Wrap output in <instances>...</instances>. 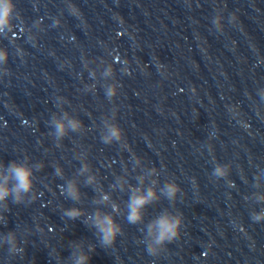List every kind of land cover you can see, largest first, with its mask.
<instances>
[{
  "label": "water",
  "instance_id": "water-1",
  "mask_svg": "<svg viewBox=\"0 0 264 264\" xmlns=\"http://www.w3.org/2000/svg\"><path fill=\"white\" fill-rule=\"evenodd\" d=\"M14 3L20 19L8 38L0 36L10 73L0 71V161L28 157L43 167L30 204L0 207L7 216L0 233L16 230L24 241L15 257L0 247V264H58L70 255L69 242L80 240L96 245L90 264H264V221L251 219L261 205L245 200L264 169V100L257 94L264 88V0ZM217 13L225 17L223 32L211 23ZM101 61L121 85L111 102L103 85L112 81L99 73L93 80L84 67L102 71ZM92 83L96 91L85 92ZM59 98L83 128L57 146L48 121L60 111ZM111 110L124 138L106 145L101 117ZM82 156L105 191L125 172L138 183L135 158L159 171L161 186L174 179L182 189L173 209L184 217L181 236L151 256L140 243L143 225L124 216L117 217L122 234L106 248L83 218L65 222L63 207L96 208L83 177L86 197L78 204L62 195L65 179L55 174L60 168L74 177ZM215 163L229 166L227 179L211 175ZM112 196L123 210L127 191ZM169 207L167 199L150 206L145 223Z\"/></svg>",
  "mask_w": 264,
  "mask_h": 264
},
{
  "label": "clouds",
  "instance_id": "clouds-1",
  "mask_svg": "<svg viewBox=\"0 0 264 264\" xmlns=\"http://www.w3.org/2000/svg\"><path fill=\"white\" fill-rule=\"evenodd\" d=\"M72 14H76L73 4L68 5ZM20 19V13L16 8L14 0H0V36L8 38V34L15 28L14 20ZM229 22L234 23L235 18L231 14ZM225 17L217 13L212 17L211 23L218 32L225 29ZM59 21L55 20V25ZM20 54V50L17 49ZM9 59L7 48H0V71L4 75H9L6 65ZM90 77L97 79V74L104 80H111V83L103 85L105 96L111 102L119 95L120 82L116 80L115 71L111 64L101 61L102 71L88 68ZM161 72L165 71L163 65H160ZM85 92H95L96 83L87 84L84 87ZM258 96L264 100V88L258 90ZM60 103L56 106L59 112L53 113L48 121L52 129L48 133L54 143L59 146L61 142L72 133H81L82 122L70 111L65 110L63 105L67 102L59 98ZM214 135V134H213ZM124 138L122 128L116 122L115 110L101 117L100 140L106 145L121 143ZM210 146L208 145V148ZM82 167H80L75 176L66 178L62 169L56 168L55 174L65 179V184L61 186V193L66 199L75 203L82 204L86 193L81 191V177L83 185L92 187L95 196L92 203L96 205L93 212H88L83 207L73 206L62 208L61 217L65 222L83 218L90 229L94 230L98 244L102 248L111 246L116 238L122 234L121 224L118 223L117 217L124 216L126 221L132 225H143L140 231L143 237L140 243L146 246V251L151 256H157L166 249V246L176 241L182 234L181 230L184 225V217L179 210L175 209L176 202L181 196L182 189L174 179H168L161 186L159 182V171L155 168H145L143 161L139 158L134 159V167L141 170V174L136 176L137 184L129 183L127 172L122 176H116L115 183L110 185V190L105 191L96 176L93 174L90 166L84 162V157H80ZM43 165L41 163H32L28 157L17 160L13 159L7 163L0 161V207L4 212H10L11 204L21 205L30 204L34 198V183L36 180L35 173L40 171ZM230 170L226 164L215 163L212 176L220 179H227ZM228 183H230L228 181ZM254 188L258 189L251 196H245V200L261 205L259 211L251 212V219L254 222L264 221V169H259L254 178ZM120 191L128 193V199L124 202V208L121 209L116 200L113 199L112 192ZM162 199L169 201L170 207L162 209L157 215L145 223V216L148 208L159 203ZM104 207L110 208V211H104ZM0 223L7 224V216L0 214ZM23 239H18L16 230L0 233V247L7 246L10 256L15 257L24 252ZM68 247L71 249L70 255L65 259L60 256L58 264H90L91 253L95 251V244H85L84 240L70 241Z\"/></svg>",
  "mask_w": 264,
  "mask_h": 264
}]
</instances>
